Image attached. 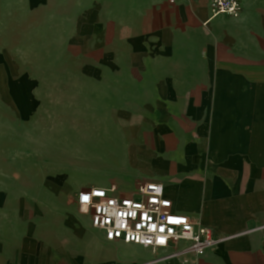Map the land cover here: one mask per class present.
<instances>
[{
  "label": "crops",
  "instance_id": "crops-1",
  "mask_svg": "<svg viewBox=\"0 0 264 264\" xmlns=\"http://www.w3.org/2000/svg\"><path fill=\"white\" fill-rule=\"evenodd\" d=\"M0 2V264H264V0ZM29 48L70 50L94 88L36 92ZM150 182L213 230L203 256L109 242L79 210Z\"/></svg>",
  "mask_w": 264,
  "mask_h": 264
},
{
  "label": "built area",
  "instance_id": "built-area-1",
  "mask_svg": "<svg viewBox=\"0 0 264 264\" xmlns=\"http://www.w3.org/2000/svg\"><path fill=\"white\" fill-rule=\"evenodd\" d=\"M209 4L212 18L237 17L242 11V0H209ZM117 190L112 184L108 188H88L78 195L79 207L90 214L92 226L103 231L107 241H123L153 249L187 241L197 257L203 256L216 243L212 229L171 210V201L162 183L139 184L137 198L116 195Z\"/></svg>",
  "mask_w": 264,
  "mask_h": 264
},
{
  "label": "rangeland",
  "instance_id": "rangeland-1",
  "mask_svg": "<svg viewBox=\"0 0 264 264\" xmlns=\"http://www.w3.org/2000/svg\"><path fill=\"white\" fill-rule=\"evenodd\" d=\"M22 51L30 56L31 62L27 66V73L39 82V89L36 92H87L88 89L94 88L91 84L78 79L77 75L74 74L75 66L72 64L70 50L29 48ZM20 67L11 66L9 68L16 72L20 70ZM69 161H64L63 170L65 172L72 168V162ZM85 180L86 176L80 173L79 181ZM79 210L82 211L80 207Z\"/></svg>",
  "mask_w": 264,
  "mask_h": 264
}]
</instances>
